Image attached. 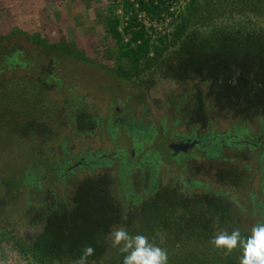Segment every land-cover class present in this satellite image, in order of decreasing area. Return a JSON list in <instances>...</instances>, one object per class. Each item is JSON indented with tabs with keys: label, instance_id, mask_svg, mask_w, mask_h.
I'll list each match as a JSON object with an SVG mask.
<instances>
[{
	"label": "rangeland",
	"instance_id": "obj_1",
	"mask_svg": "<svg viewBox=\"0 0 264 264\" xmlns=\"http://www.w3.org/2000/svg\"><path fill=\"white\" fill-rule=\"evenodd\" d=\"M41 1L48 4L39 7L43 12L40 21L45 37L50 42L60 41L61 35L66 39L75 38L89 61L61 51H46L42 44L21 34L0 45V64L6 56L14 54L27 62L21 69L25 74L29 64H39L38 73L48 77L44 87L55 106L48 125L51 131L45 132V136L32 133L24 122L17 125L21 129L18 135L23 137L20 139L12 134L16 128L13 122L5 128L0 126V230L12 231L33 243L48 230L46 223L49 219V230L53 229L52 233L59 231L55 213L59 207L67 213L75 210L74 194L87 179L109 183V189L116 194V201L126 200L120 187L122 180H131L130 185L141 196L142 205L151 200L154 192L172 184L168 172L183 173L188 182L189 179L209 182L213 188L197 186L192 194L206 193L214 198L218 197L213 193L216 189H229L245 198L246 190L253 189L258 193L264 188L259 170L253 174L252 170L246 169L243 179L237 180H228L224 175L231 168L242 170L244 163H249L254 169L261 156L259 152L228 145L215 158L204 156L197 150L193 152L195 156L184 158L182 154L174 157L169 146L181 137L233 133L243 126L248 130L243 139L262 132L263 109L258 108L255 112L245 101L236 106L235 94H229L226 87L214 86L224 74L214 71L218 74L214 75L211 69H216L213 66L199 65V60L188 65L187 59L181 62L172 54L160 68L146 70L140 78H121L109 69L120 57V50L111 35L109 19H120L118 29L123 33L128 14L122 0L120 3L116 0ZM132 1L136 3L138 0ZM235 1L229 4L228 0H201L202 9L190 24L203 26L225 16L244 14L257 4L264 6V0ZM19 2L0 0V19L5 17L7 27L10 23H17V14L15 10L5 8V3L19 7ZM192 3L167 1L168 11L158 16L147 14L141 20L154 37L160 34L171 36ZM172 8L178 12H171ZM2 22L1 19L0 35L6 32V25ZM14 71L13 68L3 70L0 77L14 76ZM43 139L47 145L41 144ZM133 150L136 152L133 158L135 166L131 168V175H124L121 179L120 165L123 164L120 161H131ZM154 155L162 162L157 167L156 183H152L150 177L154 159L148 160L156 158ZM82 157L99 162L69 169L70 164L74 165ZM230 159L234 161L230 162ZM176 161L183 162L185 168ZM185 189L189 192L190 185ZM261 192L258 199H264V189ZM234 215L246 226L254 225L255 219L250 211L243 213L238 210ZM110 255L114 253L108 252L105 258ZM0 264L31 262L17 252L11 240H6L0 241ZM99 264L108 262L104 259Z\"/></svg>",
	"mask_w": 264,
	"mask_h": 264
},
{
	"label": "trees",
	"instance_id": "obj_2",
	"mask_svg": "<svg viewBox=\"0 0 264 264\" xmlns=\"http://www.w3.org/2000/svg\"><path fill=\"white\" fill-rule=\"evenodd\" d=\"M30 1L20 0L19 7H15L14 3L12 6L5 3V8L16 11L17 23H10L7 27L5 17L2 16L6 32L0 35V45L14 35L21 34L42 44L46 51H61L77 59L89 61L80 42L75 38L66 39L61 35L60 41L50 42L45 37L40 21L43 12L39 7L48 4L41 0H35L33 3ZM116 2L120 3V0ZM137 2L140 11H146L152 16H158L166 10V0ZM192 2L171 36L160 34L154 37L139 18L135 3L132 0H122L125 13L128 14L123 33L118 29L120 19H109L111 35L120 50V57L115 66L109 68L110 71L130 80L136 76L140 78L146 70L160 68L172 54L181 62L187 59L188 65L199 60L197 64H209L210 68L213 66L216 69H211L212 74H216L214 71L224 74L214 86L226 87L229 94H235L236 106L245 101L254 111L258 108L264 110V6L257 4L244 14L225 16L203 26H192V19L202 9L201 0ZM235 2L228 0L229 4ZM116 6L117 4L112 6L111 12ZM126 37L128 41L125 40ZM5 58L0 64V74L3 70L12 68L15 71L14 76L0 77V126L5 128L9 122H13L17 128V125L24 122L28 125L26 129H30L32 133L47 129L51 113L55 109L44 87L48 83V77L44 78L38 73L39 64H29L25 74L21 69L27 62L16 54ZM17 65L21 67L16 68ZM16 128L11 129L12 134L17 135L19 139L23 138L18 135L21 129ZM244 133H248L244 126L233 133H212L204 142L205 147L202 149L206 155H203L218 157L228 145L259 152L261 156L258 166L254 169L249 163H244L242 170L231 168L224 175L228 180H237L243 179L246 169L252 170L250 172L253 174L259 170L264 182V127L260 134L249 135L247 139H243ZM215 143H218V146L213 148ZM154 156L156 158L148 160L154 159L153 165L160 167L162 162L157 159V155ZM222 159L227 160L225 157ZM233 161L230 159V162ZM122 162L124 164L120 165L121 179L124 175H131V168L135 166L133 158L129 162L123 159ZM176 163L185 168L183 162ZM168 175L173 180L172 184L154 192L151 200L143 205L141 196L130 185L131 180H122L121 190L119 189L126 200L116 201V194L109 189V183L87 179L74 194L75 210L67 213L59 207L55 213L58 215L55 216V221L60 225L59 231L52 233L53 229L49 230V219L46 223L48 230L39 235L37 242L33 243L9 230H0V241L11 240L17 252L31 264H75L85 245L95 248L94 255L88 258V264H99L104 259L108 264H123L124 254L112 246L108 236L111 227L117 224L125 226L131 234L146 235L150 242L165 248L168 264H239L242 255L239 247L226 253V250L215 248L209 241L214 234L221 231L231 232L234 228H239L242 236L250 234L253 225L248 227L241 220L239 222L238 217L234 215L235 211H250L255 219L254 224L263 222L264 199H258V195L264 188L258 193L253 189L246 190L245 198H241L237 192L221 188L214 190L213 193L218 195L214 198L206 193L192 194V190L197 186L213 188L209 182L189 179V183L183 173L176 175L175 172H168ZM188 185L189 192L185 189ZM108 252L114 253L115 256L105 258Z\"/></svg>",
	"mask_w": 264,
	"mask_h": 264
},
{
	"label": "clouds",
	"instance_id": "obj_3",
	"mask_svg": "<svg viewBox=\"0 0 264 264\" xmlns=\"http://www.w3.org/2000/svg\"><path fill=\"white\" fill-rule=\"evenodd\" d=\"M108 236L112 246L124 254L123 264H168L167 250L150 242L146 235L131 234L125 226L114 224ZM209 243L226 250V253L239 247L242 251L239 264H264V222L254 224L247 236H242L240 229L234 228L231 232L214 234ZM94 253L92 245H85L75 264H88V258Z\"/></svg>",
	"mask_w": 264,
	"mask_h": 264
},
{
	"label": "flooded vegetation",
	"instance_id": "obj_4",
	"mask_svg": "<svg viewBox=\"0 0 264 264\" xmlns=\"http://www.w3.org/2000/svg\"><path fill=\"white\" fill-rule=\"evenodd\" d=\"M134 122V121H133ZM136 124V123H135ZM133 125V126H138V124H136V125ZM132 126V125H131ZM40 128V127H39ZM46 128H43V130L42 129H40V131L38 132V135L39 136H45V132H46V134H47V131H51L50 129H49V127H47V129L45 130ZM209 136H210V133L209 134H203V135H197V134H193V135H191V136H187V137H181V138H179L178 140H176V141H174L175 143H181L182 141L183 142H186V141H189L190 140V142H193V141H196L197 139H198V143H196L194 146H192V147H187L188 149L186 150V152H184V150H181V149H178L177 151H175V149L173 150V152H172V154H173V156L174 157H176L178 154H182L183 155V157L184 158H191V157H193V156H195L194 154H193V152L194 151H200V152H202V154H204L205 153V150L204 149H202L203 147H205V141H207L208 139H209ZM41 142V144L42 145H45L46 143L45 142H47L45 139H43V141H40ZM171 143H173V142H171ZM170 143V144H171ZM47 144H48V142H47ZM46 144V145H47ZM218 146V143H215V144H213V148H216ZM48 149H51V148H48ZM47 149V150H48ZM218 152H220V149H218ZM204 155H206V154H204ZM103 157H105V155H102ZM131 156H132V158H134V157H136V152L133 150L132 151V153H131ZM197 156V155H196ZM100 158V157H99ZM99 160V159H98ZM93 162H99V161H95V160H91V159H88V158H86V157H82L81 159H79L78 161H77V163H75L74 165H71L70 164V167H69V169H72V168H74V167H77V166H79V165H81V164H91V163H93ZM101 163V162H100ZM120 163L121 164H124L122 161H120ZM151 182L152 183H156L157 182V179H158V176H157V166H154V169H153V173L151 174Z\"/></svg>",
	"mask_w": 264,
	"mask_h": 264
},
{
	"label": "water",
	"instance_id": "obj_5",
	"mask_svg": "<svg viewBox=\"0 0 264 264\" xmlns=\"http://www.w3.org/2000/svg\"><path fill=\"white\" fill-rule=\"evenodd\" d=\"M197 141H198V139L196 141H193V142H190V140L186 141V142L182 141L181 143L173 142L169 146L171 149H173V150L175 149V151H177L178 149H181V150H184V152H186V150L188 149L187 147L190 148V147L194 146L196 143H198Z\"/></svg>",
	"mask_w": 264,
	"mask_h": 264
},
{
	"label": "built area",
	"instance_id": "obj_6",
	"mask_svg": "<svg viewBox=\"0 0 264 264\" xmlns=\"http://www.w3.org/2000/svg\"><path fill=\"white\" fill-rule=\"evenodd\" d=\"M167 1H173V0H166V2ZM180 2L182 1V0H179ZM186 3H191L193 0H184ZM135 6H136V8L138 9V16H139V18L140 19H142V17H146L147 16V14H148V12H146V11H140L139 10V2H137L136 1V3H135ZM166 7V6H165ZM167 11H168V9H166ZM170 11L171 12H173V11H175V12H178V11H176L175 9H170ZM126 23V22H125Z\"/></svg>",
	"mask_w": 264,
	"mask_h": 264
}]
</instances>
